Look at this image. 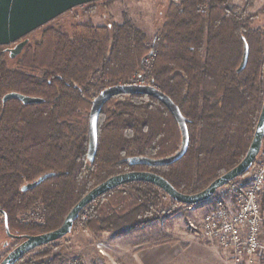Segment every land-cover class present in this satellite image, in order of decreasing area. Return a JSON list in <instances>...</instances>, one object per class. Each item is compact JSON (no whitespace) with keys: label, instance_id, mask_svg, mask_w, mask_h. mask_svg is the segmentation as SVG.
<instances>
[{"label":"trees","instance_id":"obj_1","mask_svg":"<svg viewBox=\"0 0 264 264\" xmlns=\"http://www.w3.org/2000/svg\"><path fill=\"white\" fill-rule=\"evenodd\" d=\"M231 1L171 3L151 46L147 35L126 20L104 26L75 23L68 28L52 22L26 37L28 44L14 59L8 52L14 46L0 47V215L10 234L37 236L61 228L89 192L114 176L151 172L177 191L195 195L244 160L264 105V32L252 27L258 15L247 14L246 8ZM92 4L86 5L90 10L85 15L94 13ZM245 42L249 61L238 73ZM153 52L155 57L146 66ZM140 76L167 95L186 118L190 134L186 155L165 167L129 165L132 158L175 155L182 135L159 100L119 95L101 112L98 150L90 162L92 102L104 90L128 85ZM12 93L43 103L26 106L16 99L4 103ZM48 175L52 176L34 190L23 191ZM37 206L43 222L24 223L20 216ZM184 207L190 206L177 203L156 185L136 182L86 207L74 228L95 239L106 233L122 235ZM58 242L17 264H63L65 258L54 254Z\"/></svg>","mask_w":264,"mask_h":264},{"label":"water","instance_id":"obj_2","mask_svg":"<svg viewBox=\"0 0 264 264\" xmlns=\"http://www.w3.org/2000/svg\"><path fill=\"white\" fill-rule=\"evenodd\" d=\"M102 0H0V47H11L8 52L11 58L21 55L28 44L24 40L32 33L47 26L66 13L85 5L96 3ZM24 40V41H23ZM250 49L247 42L244 46L243 60L238 69V73L243 72L249 61ZM119 95H142L150 96L159 100L165 105L176 119L181 135L182 143L180 150L173 156L151 160L147 158H132L127 161L131 166L165 167L180 161L187 153L190 145V134L187 120L182 115L179 107L165 94L152 85H119L111 87L101 92L92 102L89 114V151L88 159L95 161L99 145V120L104 106L112 98ZM20 100L24 105H36L43 103V100L27 97L17 93L8 94L3 102ZM264 143V105L256 127L254 139L244 160L233 170L214 181L206 190L199 194L188 195L177 191L166 179L151 172H129L114 176L89 192L69 213L61 228L42 235L16 237L9 232L6 222V231L13 239L23 241L12 250L0 264H17L21 259L31 252L44 246L58 242L74 229L75 222L79 219L82 211L99 198L125 185L144 182L151 183L162 189L171 199L185 206H196L210 201L216 193L229 183L245 176L257 161ZM48 175L40 178L34 183L28 184L23 191H30L37 188L47 178Z\"/></svg>","mask_w":264,"mask_h":264},{"label":"rangeland","instance_id":"obj_3","mask_svg":"<svg viewBox=\"0 0 264 264\" xmlns=\"http://www.w3.org/2000/svg\"><path fill=\"white\" fill-rule=\"evenodd\" d=\"M173 2L178 0H102L92 4L94 10L92 15H85V11L90 10L85 5L61 16L53 21L55 22L53 25L67 28L75 23L104 26L108 23L122 24L130 20L147 35L148 44L151 46L161 27L164 13ZM231 4L246 8L249 15H258L252 27L264 32V14H261L264 0H252L249 3L246 0H232ZM216 197L217 193L210 201L196 205L192 209L176 208V213L168 218L129 230L122 235L106 233L100 239H95L88 232H83L80 227H75L70 235L58 242L59 248L54 249V254L65 258L63 264L74 259L80 260L82 264H134L132 256L138 248L141 250L148 246L176 244L183 246L194 241L206 242L196 231L191 230L190 224L201 226L203 217L215 205ZM20 219L24 223H42V208L37 206L30 212L22 214ZM7 241L9 239L5 232L4 219L0 215V263L12 251H9V246H4ZM99 244L106 245L105 255L99 252L97 248ZM258 264H264V260H260Z\"/></svg>","mask_w":264,"mask_h":264},{"label":"built area","instance_id":"obj_4","mask_svg":"<svg viewBox=\"0 0 264 264\" xmlns=\"http://www.w3.org/2000/svg\"><path fill=\"white\" fill-rule=\"evenodd\" d=\"M155 57L145 60L149 66ZM128 85H146L140 76ZM213 208L203 217L200 227L190 224L204 241L216 244L237 264H258L264 260V144L249 172L217 192ZM192 209V207H189ZM106 254L105 244L97 246ZM64 264H82L74 259Z\"/></svg>","mask_w":264,"mask_h":264},{"label":"crops","instance_id":"obj_5","mask_svg":"<svg viewBox=\"0 0 264 264\" xmlns=\"http://www.w3.org/2000/svg\"><path fill=\"white\" fill-rule=\"evenodd\" d=\"M132 257L134 264H237L208 241L138 248Z\"/></svg>","mask_w":264,"mask_h":264},{"label":"flooded vegetation","instance_id":"obj_6","mask_svg":"<svg viewBox=\"0 0 264 264\" xmlns=\"http://www.w3.org/2000/svg\"><path fill=\"white\" fill-rule=\"evenodd\" d=\"M5 232L6 235L8 236L9 241L5 242L4 246L8 247L9 246V251L15 249L17 246H19L23 241L17 240V239H13L12 237H10L6 231V222H5ZM12 235V234H11ZM13 236V235H12Z\"/></svg>","mask_w":264,"mask_h":264}]
</instances>
